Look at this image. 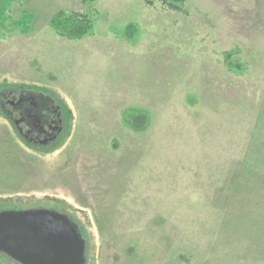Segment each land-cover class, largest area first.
<instances>
[{"label": "rangeland", "instance_id": "rangeland-1", "mask_svg": "<svg viewBox=\"0 0 264 264\" xmlns=\"http://www.w3.org/2000/svg\"><path fill=\"white\" fill-rule=\"evenodd\" d=\"M182 8L11 2L12 18L32 20L28 33L0 38V88L45 89L63 131L30 148L0 114V199L15 200L0 211L62 213L83 239L85 264H264V0H185ZM60 10L90 17L92 32L56 34L48 20ZM207 75L236 83L235 160L242 133L252 132L248 176L237 169L228 179L232 164L218 175L209 168L210 183H219L211 192L194 172L190 106ZM0 264L19 263L0 252Z\"/></svg>", "mask_w": 264, "mask_h": 264}, {"label": "crops", "instance_id": "crops-1", "mask_svg": "<svg viewBox=\"0 0 264 264\" xmlns=\"http://www.w3.org/2000/svg\"><path fill=\"white\" fill-rule=\"evenodd\" d=\"M208 79L209 75L199 78L194 101L189 105L192 106L193 104L195 107L194 132L196 150L194 172L198 170L197 174L200 178L199 187L202 188L201 190L211 192L213 187L214 190L218 188L219 183L217 182L216 185L210 183L208 178L211 176L208 173L209 168L212 171H216V175H218L220 174V167H226L232 164L227 174L228 179L229 176H235L237 169H243L245 175L248 176L250 172H245L244 167L248 158L247 153L251 149L249 139L251 138L250 133L252 132L248 130L246 133H242V136L247 139V142L242 143L241 149H238L239 157L235 160V149L233 148L235 124L233 122H236L239 117L234 105L236 100L234 96L236 83L231 82L228 85L224 83L219 85L218 83H210V81H207ZM210 86L214 87L213 91ZM184 104L188 105L186 100H184ZM254 120V125L252 126L255 127L256 117ZM180 125H184L183 121H180ZM185 126L187 127V123H185ZM185 131V138H188L187 131L190 130L185 129ZM230 152L232 154L231 156L229 154ZM188 167L180 166V170L188 172L190 170H188ZM260 168L264 169V167ZM233 171L235 172L233 173ZM262 185L264 186V184Z\"/></svg>", "mask_w": 264, "mask_h": 264}, {"label": "water", "instance_id": "water-1", "mask_svg": "<svg viewBox=\"0 0 264 264\" xmlns=\"http://www.w3.org/2000/svg\"><path fill=\"white\" fill-rule=\"evenodd\" d=\"M0 252L19 264H85L76 226L44 208L0 211Z\"/></svg>", "mask_w": 264, "mask_h": 264}, {"label": "flooded vegetation", "instance_id": "flooded-vegetation-1", "mask_svg": "<svg viewBox=\"0 0 264 264\" xmlns=\"http://www.w3.org/2000/svg\"><path fill=\"white\" fill-rule=\"evenodd\" d=\"M0 114L30 148H46L63 131V114L45 89L27 85L0 88Z\"/></svg>", "mask_w": 264, "mask_h": 264}, {"label": "trees", "instance_id": "trees-1", "mask_svg": "<svg viewBox=\"0 0 264 264\" xmlns=\"http://www.w3.org/2000/svg\"><path fill=\"white\" fill-rule=\"evenodd\" d=\"M82 1L93 2L96 0ZM157 1H160L168 9L177 11H183L182 5L185 2V0H143L146 6H152ZM11 2L12 0H0V38H3L6 32L17 31L26 34L30 31L32 16L27 13H22L19 17L12 18L9 14ZM48 25L56 34L70 40L80 39L85 35H89L93 29V22L90 17L79 12L64 10L54 13L49 18ZM133 29V24H128L124 30L126 36L131 38ZM11 201L14 202L15 200L12 198L0 199V204ZM55 210L58 211V209Z\"/></svg>", "mask_w": 264, "mask_h": 264}]
</instances>
